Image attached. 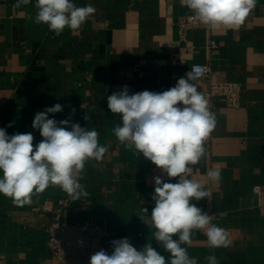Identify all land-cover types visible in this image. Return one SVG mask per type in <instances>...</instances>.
<instances>
[{
  "label": "crops",
  "instance_id": "crops-1",
  "mask_svg": "<svg viewBox=\"0 0 264 264\" xmlns=\"http://www.w3.org/2000/svg\"><path fill=\"white\" fill-rule=\"evenodd\" d=\"M73 2L96 11L78 31L57 36L34 22L35 0L20 8L16 0H0V128L9 135L32 132L35 145L43 139L32 127L35 114L59 103L63 111L49 118L95 129L109 150L99 162L86 161L80 183L88 195L72 200L68 219L104 224L111 232L109 255L113 240L127 238L138 251L151 243L167 259L142 208L151 215L154 177L170 183L178 178L118 141L113 129L122 121L108 109L107 96L125 85L129 94L160 93L186 78L193 63L209 64L213 80L236 83L241 91L239 104L230 106L223 95L209 94V77L192 82L209 101L216 127L189 175L211 196L191 203L226 229L232 243L209 248L203 232L194 230L185 247L198 264H208L212 255L219 264H264V0L238 27L195 26L183 34L179 22L191 11L180 0ZM211 169L221 171L218 182L208 180ZM62 196L68 195L50 185L20 206L0 194V264H89L57 259L47 246L46 228Z\"/></svg>",
  "mask_w": 264,
  "mask_h": 264
},
{
  "label": "clouds",
  "instance_id": "clouds-1",
  "mask_svg": "<svg viewBox=\"0 0 264 264\" xmlns=\"http://www.w3.org/2000/svg\"><path fill=\"white\" fill-rule=\"evenodd\" d=\"M31 3L32 0H16L14 6L20 8ZM180 3L209 28L227 29L241 25L258 0H180ZM34 8V22L47 25L57 36L65 29L78 31L96 11L91 5L79 7L73 0H35ZM199 75V67L193 66L186 78H180L166 91L129 94L125 85L121 91L107 96L108 109L120 114L122 121V125L113 129L118 141L137 154L142 153L168 177L178 179L170 183L154 177L151 215H147V208H142L146 214L142 220L151 221L155 229L152 237L169 254L167 259L151 243L138 251L127 238H122L111 242L110 255L103 249L97 251L91 255L89 264H198L185 247L192 243L194 230L203 232L209 248L231 245L228 231L211 223L212 216L191 203L193 199L211 196L203 184L189 179V175L190 165L198 164L205 156L204 141L216 127L209 101L192 83ZM62 111L63 106L57 103L35 114L32 127L43 138L35 145L32 132L9 135L0 128V194L12 198L14 204H29L33 194L44 192L50 185H58L73 201L88 195L80 183L85 163L89 159L101 161L109 149L99 144L95 129L81 127L69 119L49 118V114ZM207 177L218 182L221 171L211 169ZM208 264L219 261L212 255Z\"/></svg>",
  "mask_w": 264,
  "mask_h": 264
},
{
  "label": "built area",
  "instance_id": "built-area-1",
  "mask_svg": "<svg viewBox=\"0 0 264 264\" xmlns=\"http://www.w3.org/2000/svg\"><path fill=\"white\" fill-rule=\"evenodd\" d=\"M179 23L181 34L190 27L206 26L192 12L184 16ZM210 45L214 46L215 41L211 40ZM193 66H198L200 69L198 78L209 77V94L216 92L223 95L230 106L239 104L241 88L238 84L213 80L211 66L207 63H193L191 69ZM254 190L259 193L262 191V187L255 185ZM71 202L70 196L58 198L50 223L46 228L48 232L47 246L53 257L57 259L80 258L89 261L91 255L97 251L103 249L108 253L110 230L104 224L96 221L69 220L67 210Z\"/></svg>",
  "mask_w": 264,
  "mask_h": 264
}]
</instances>
